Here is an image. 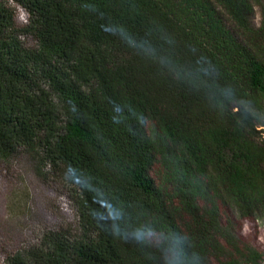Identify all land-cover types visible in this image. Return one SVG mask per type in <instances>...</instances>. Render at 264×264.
<instances>
[{
  "label": "trees",
  "instance_id": "1",
  "mask_svg": "<svg viewBox=\"0 0 264 264\" xmlns=\"http://www.w3.org/2000/svg\"><path fill=\"white\" fill-rule=\"evenodd\" d=\"M22 159L54 221L0 264H264L263 0H0Z\"/></svg>",
  "mask_w": 264,
  "mask_h": 264
},
{
  "label": "rangeland",
  "instance_id": "2",
  "mask_svg": "<svg viewBox=\"0 0 264 264\" xmlns=\"http://www.w3.org/2000/svg\"><path fill=\"white\" fill-rule=\"evenodd\" d=\"M259 14L260 10L256 7L255 24L259 22ZM16 172L15 180H0V236L21 244L33 222L48 220L52 223L54 220L45 214L42 207L46 190L36 177L31 163L22 159L16 166ZM258 225L263 232L264 220L259 221Z\"/></svg>",
  "mask_w": 264,
  "mask_h": 264
}]
</instances>
